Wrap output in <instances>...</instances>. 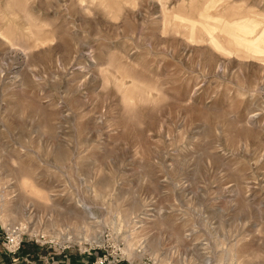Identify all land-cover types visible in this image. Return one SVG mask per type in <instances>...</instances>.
Returning a JSON list of instances; mask_svg holds the SVG:
<instances>
[{"label": "rangeland", "instance_id": "rangeland-1", "mask_svg": "<svg viewBox=\"0 0 264 264\" xmlns=\"http://www.w3.org/2000/svg\"><path fill=\"white\" fill-rule=\"evenodd\" d=\"M14 225L5 264H264V0H0Z\"/></svg>", "mask_w": 264, "mask_h": 264}, {"label": "built area", "instance_id": "built-area-1", "mask_svg": "<svg viewBox=\"0 0 264 264\" xmlns=\"http://www.w3.org/2000/svg\"><path fill=\"white\" fill-rule=\"evenodd\" d=\"M23 232L20 226L14 225L4 231L3 240L0 243V252L4 249L8 254H15L22 245Z\"/></svg>", "mask_w": 264, "mask_h": 264}, {"label": "crops", "instance_id": "crops-1", "mask_svg": "<svg viewBox=\"0 0 264 264\" xmlns=\"http://www.w3.org/2000/svg\"><path fill=\"white\" fill-rule=\"evenodd\" d=\"M10 257V256H9ZM64 259H59L56 261V264H87L86 263V258L83 255H78V256H71V257H66L63 256ZM4 256L0 255V264H5L2 260H3ZM10 264H19L20 262H22V260H19V257H13L10 259ZM26 262H29L28 260ZM32 262H30L31 264ZM52 264H55L54 262Z\"/></svg>", "mask_w": 264, "mask_h": 264}]
</instances>
